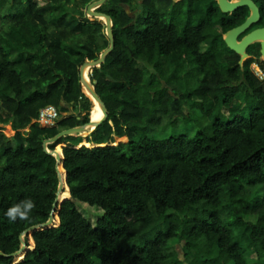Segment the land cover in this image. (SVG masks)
Returning <instances> with one entry per match:
<instances>
[{
	"label": "trees",
	"instance_id": "1",
	"mask_svg": "<svg viewBox=\"0 0 264 264\" xmlns=\"http://www.w3.org/2000/svg\"><path fill=\"white\" fill-rule=\"evenodd\" d=\"M93 1L0 0V252L26 244L17 256L0 255V264H219L221 256L251 264L250 249L263 257L264 79L252 71L254 59L241 64L224 40L249 8L224 13L217 0H107L96 7L111 17L115 37L90 71L108 117L50 143L58 162L45 140L103 112L81 82L82 66L111 44L106 25L87 12ZM254 1L264 25V0ZM128 8L144 14L133 18ZM183 58L201 75L195 83L184 77L186 95L170 73L182 71ZM194 96L214 115L210 129L131 139L132 128L157 114L160 123L168 117L175 124L186 116L181 100ZM47 105L62 115L51 127L36 121ZM226 115L233 117L223 121ZM25 199L35 205L28 219L10 222L6 211ZM78 204L104 214L96 211L93 222ZM52 214V224L22 239ZM174 238L185 242L184 260L169 247ZM214 247L216 257L200 260Z\"/></svg>",
	"mask_w": 264,
	"mask_h": 264
},
{
	"label": "rangeland",
	"instance_id": "2",
	"mask_svg": "<svg viewBox=\"0 0 264 264\" xmlns=\"http://www.w3.org/2000/svg\"><path fill=\"white\" fill-rule=\"evenodd\" d=\"M96 1V0H95ZM94 3V1L92 2ZM128 12L130 13V15L135 18L137 16V14H144V11L140 10V11H134L131 12L130 8H128ZM102 23H104L106 25V20L104 18H100L99 19ZM207 49V45L203 44L201 46V51L205 52ZM89 63V62H88ZM140 67L144 68L145 72L149 75H151V73H154L153 68L149 65H144L143 63L139 64ZM180 66L182 68L181 72H176L174 68L170 69V73L171 75H174L175 78H177V81H179V83L181 84V88L183 90L182 94L186 95L187 92V86H186V76H188L190 78V81L195 83L198 78L201 77V75H199L198 72V68H197V64L195 61L191 60V61H187V59L183 58L182 61L180 62ZM85 69L83 70V76L85 78V81L88 82L89 84H92V80H91V69L92 67L87 65L84 67ZM258 67H254V65L252 66V70L257 73L258 71ZM261 72V71H260ZM263 73V72H262ZM264 74V73H263ZM168 80V79H167ZM85 87V92L89 93V90L86 86ZM186 99L181 100V104H182V108H183V113H185L186 116L184 115H180L178 117V120L175 124H167V122L170 121V118L167 117V121H162V123H160V116H162V114H157L155 116V121H145L142 124H140L139 126L132 128V140H139L142 137H148V138H155V139H162V138H167L173 135H186L188 137H193L196 135V133L198 132V130L203 126L206 128H211L212 123H213V119H214V115L212 112L208 111V108H202L199 105H196V103H199V99L197 98V96H194L193 99H190L189 97H185ZM98 107V109H100L102 106L100 104H96L94 107V110H96V108ZM62 116V115H61ZM241 116H249V111L246 110L243 113H241ZM103 117V112L99 113L98 117L94 118V116L92 117V120L95 121H99L101 120ZM163 117V116H162ZM188 117H190V121L188 119ZM233 116L232 115H226L223 116V121H228L229 119H231ZM62 118V117H61ZM189 121V122H188ZM91 127H89L88 129H90ZM86 129V130H88ZM4 132L6 133V135H8L9 137H12L15 134V131H13L10 127H7ZM116 144L118 145L119 143H121L119 140L115 141ZM125 144V148L127 149L126 152L127 154H129V147H128V143L126 141H122ZM248 191H252L253 188L251 186H247ZM259 189H262L261 187H259ZM254 191V190H253ZM262 193L260 194V197H262ZM88 205V204H87ZM87 205H80L78 204V207L82 210V212L89 218L92 217L93 218V222L96 221L97 218V212L99 210L100 215H103L104 212L102 209H99L98 207H92L89 208ZM90 209H92L93 211L90 213ZM250 221H256L257 217L256 215H251L248 216L247 218ZM170 248H175L178 253L180 254L181 259H185V255H184V248H185V242L181 241L180 239L174 238L170 241L169 244ZM200 243L198 244V246L195 245L194 247V253H193V257L197 258L200 255ZM218 255V248L214 247L213 249H211L209 251V253H206V255H203L202 258H200V260H203L206 258H209V260H211L212 258L216 257ZM247 257L250 258L251 260V264H262L261 262H264V256L261 258H258L257 253L255 252L254 249H250L247 252ZM253 260V261H252ZM258 261V262H255ZM207 264H210V261L206 262ZM219 264H233L232 260L226 256H221L220 260H219Z\"/></svg>",
	"mask_w": 264,
	"mask_h": 264
},
{
	"label": "water",
	"instance_id": "3",
	"mask_svg": "<svg viewBox=\"0 0 264 264\" xmlns=\"http://www.w3.org/2000/svg\"><path fill=\"white\" fill-rule=\"evenodd\" d=\"M106 1L107 0H96L94 3L90 4L87 12L92 17H95L98 19L104 18L106 20L107 35H108V37L110 39V43H111L110 47H109V49H107L106 51H104L101 54V56L98 60L86 63L81 68V82L83 83L84 86H86L88 88L90 96L92 97V99L95 100L96 102H98L102 106L103 117L99 121L91 120L90 123H88V124L81 125L78 127L69 128V129H65V130L61 131L59 134H57L55 137L45 140V142H44L45 150L48 153L54 154L56 156L58 162L61 161V155L57 151H54V152L50 151V149L48 147V145L50 143L56 142L59 138L66 136V135L79 134V133L85 131L86 129H88L89 127L96 128L103 121H105L108 117V110H107L104 102L102 101V99L99 97V95L95 91V88L93 87L92 84L86 83L83 79L84 67L87 65L94 67V66H97V65L103 63L105 61L106 57L111 53V51L115 47V37L113 34V22H112L111 17L107 14L95 11L96 7L103 5L104 3H106ZM217 2H218L220 9L224 13H232V12L240 9L241 7H245V6H247L250 10V16L246 19V21L244 23H242L241 25H239L233 29H230L224 35V40H225L227 46L231 50L235 51L237 54H239L241 56L240 63L243 64L249 58V54L246 52L247 48L255 41H259V40L262 41V43H261L262 44V54L264 55V27L253 30L249 34L242 37L241 40H239V37L241 35L246 33L254 24H256L260 20V17H261L260 9H259L258 5L256 4V2L254 0H217ZM94 83H96V81H94ZM60 176H61V174H60ZM63 189H64V184L62 182L60 187H59V191L57 193V199L55 201L54 208L56 207V203L58 202ZM53 222H54V217L52 214L47 223L28 228L22 234V236H21L22 239L24 238L25 234L30 232L31 230H34L36 228H39V227H42L45 225L52 224ZM25 247H26V244H25V242H23V246H22L20 251L13 253V254H10V255H6L3 252H0V255H5V256H9V257L17 256L25 249Z\"/></svg>",
	"mask_w": 264,
	"mask_h": 264
},
{
	"label": "flooded vegetation",
	"instance_id": "4",
	"mask_svg": "<svg viewBox=\"0 0 264 264\" xmlns=\"http://www.w3.org/2000/svg\"><path fill=\"white\" fill-rule=\"evenodd\" d=\"M259 9H260V7H259ZM249 16H250V13H249ZM260 22H261V17H260V20L256 24H254L246 33H244L243 35H241L239 37V40H241L242 37H244L245 35L249 34L253 30L258 29V28H263L264 25L258 26V24ZM261 43H262V41H260V40L253 42L247 48V51L246 52L249 54V58L248 59H254V61L251 63V66H250L251 69H252V66L254 65L255 68L258 67L264 73V55L262 54V44ZM263 79H264V77H263Z\"/></svg>",
	"mask_w": 264,
	"mask_h": 264
},
{
	"label": "built area",
	"instance_id": "5",
	"mask_svg": "<svg viewBox=\"0 0 264 264\" xmlns=\"http://www.w3.org/2000/svg\"><path fill=\"white\" fill-rule=\"evenodd\" d=\"M258 69L255 73L259 78L263 79L264 75L262 71ZM61 120V112L55 105H47L40 109L39 118L37 121L43 127H51L56 125Z\"/></svg>",
	"mask_w": 264,
	"mask_h": 264
},
{
	"label": "clouds",
	"instance_id": "6",
	"mask_svg": "<svg viewBox=\"0 0 264 264\" xmlns=\"http://www.w3.org/2000/svg\"><path fill=\"white\" fill-rule=\"evenodd\" d=\"M34 201L31 199H25L18 204H14L10 207L5 215L9 219L10 222H15L17 218L21 220H26L29 217L32 209L34 208Z\"/></svg>",
	"mask_w": 264,
	"mask_h": 264
},
{
	"label": "bare ground",
	"instance_id": "7",
	"mask_svg": "<svg viewBox=\"0 0 264 264\" xmlns=\"http://www.w3.org/2000/svg\"><path fill=\"white\" fill-rule=\"evenodd\" d=\"M84 69H85V68H84ZM84 69H83V70H84ZM83 79H84V81H85V78H84V76H83ZM85 82H86V81H85ZM86 83H88V82H86Z\"/></svg>",
	"mask_w": 264,
	"mask_h": 264
},
{
	"label": "crops",
	"instance_id": "8",
	"mask_svg": "<svg viewBox=\"0 0 264 264\" xmlns=\"http://www.w3.org/2000/svg\"><path fill=\"white\" fill-rule=\"evenodd\" d=\"M100 19V18H99ZM37 121V120H36Z\"/></svg>",
	"mask_w": 264,
	"mask_h": 264
}]
</instances>
